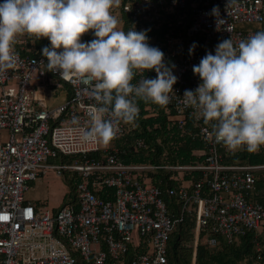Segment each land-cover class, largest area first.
<instances>
[{
  "label": "built area",
  "instance_id": "2783aa9c",
  "mask_svg": "<svg viewBox=\"0 0 264 264\" xmlns=\"http://www.w3.org/2000/svg\"><path fill=\"white\" fill-rule=\"evenodd\" d=\"M122 11L135 26L170 16L161 44L165 63L175 65L178 78L168 104L175 114L169 119L182 130L190 123L196 132L189 134L205 141V151L193 152L197 159L190 165H128L117 148L81 142L71 121L78 117L85 124L95 102L84 92L94 81L61 79L48 71L40 50L27 46L30 37H20L17 45L24 50L15 46V67L0 73V133H5L0 138V264H168L171 235L187 215L195 217L194 255L203 234L205 243L216 247L219 236L232 243L264 226V203L254 199L264 165L226 163L224 153L230 151L182 103L184 91L201 83L192 69L207 52L215 54L224 39L237 42L264 31V0H130ZM91 36L85 34L82 41ZM64 85L68 97L50 106L46 93ZM126 133L121 124L116 139ZM136 145L146 148L143 140ZM100 152V160L89 158ZM162 169L176 173V181L193 172L200 178L164 191L148 177ZM50 170L80 179L73 203L57 210L25 197L30 183ZM103 188L113 190L110 199L96 194Z\"/></svg>",
  "mask_w": 264,
  "mask_h": 264
},
{
  "label": "clouds",
  "instance_id": "9594fccd",
  "mask_svg": "<svg viewBox=\"0 0 264 264\" xmlns=\"http://www.w3.org/2000/svg\"><path fill=\"white\" fill-rule=\"evenodd\" d=\"M120 5L121 0L0 2V73L15 67V46L28 36L49 40L41 50L48 71L66 81H94L84 92L95 102L85 124L78 117L71 121L83 143L107 146L121 124L135 126L140 101L166 107L175 93V65L166 64L163 51L148 43L147 30H123L113 11ZM213 12L219 14L218 7ZM89 32L94 39L82 41ZM151 70L156 78L145 77ZM192 70L201 83L184 91L182 103L210 125L215 142L230 152L264 147V31L237 42L222 40L215 54L207 52Z\"/></svg>",
  "mask_w": 264,
  "mask_h": 264
},
{
  "label": "trees",
  "instance_id": "16d2710c",
  "mask_svg": "<svg viewBox=\"0 0 264 264\" xmlns=\"http://www.w3.org/2000/svg\"><path fill=\"white\" fill-rule=\"evenodd\" d=\"M128 1L130 0H122L121 5ZM186 11L188 13V9ZM124 15V30L127 31L135 25L130 22L132 20L129 16L125 13ZM187 17L190 18V13ZM169 21H171L170 16H164L159 23H141L135 26V29L137 31L147 30L148 43L151 46L158 47L165 53L166 50L161 44L165 40V34L170 30ZM183 31L181 28L177 30L181 34H183ZM32 38L34 37L29 39ZM92 39H94L93 34L86 41ZM40 41L43 44L47 41V44H49L46 38H41ZM150 73V71H145V77L155 78ZM139 79L140 77L137 76L133 82L135 83ZM138 106L139 116L135 126L126 125V136L113 140L114 148L121 152L119 157L124 164L190 165L195 163L197 159V157L193 156V152L205 151V141L197 135L194 138L192 134H189V132H196L190 123H187L184 130H182L171 122L169 118L175 114L171 106L160 107L151 102L145 103L143 101H140ZM55 124L53 123V125ZM139 140L144 141L146 148L137 147L136 144ZM224 155L225 162L228 164L264 165V147L257 152L241 150L230 152L229 154L224 153ZM89 158L100 160L102 152L92 154ZM72 159L71 157L68 158L69 161ZM176 176H178L176 173L174 174L165 169L148 174L152 182L164 191L171 188H179L186 182L192 184L200 178V175L196 172L185 175L184 179L180 181L173 179ZM79 181L80 179L78 178L67 181L69 192L64 196L63 206L73 203L76 183ZM96 194L101 199L107 200L112 197L113 190L103 188L99 189ZM254 199L264 203V171L257 174ZM165 200L168 202L169 198L165 197ZM36 205L44 204L37 203ZM194 229L195 217L189 215L185 217L182 223L176 226L168 245V264H264V226L259 231H250L244 236L236 238L232 243H227L223 237L219 236L217 237L218 244L216 247H210L206 244L204 240L205 234H203L204 237L201 236L196 255H194L193 248L187 247V242L194 243Z\"/></svg>",
  "mask_w": 264,
  "mask_h": 264
},
{
  "label": "rangeland",
  "instance_id": "374dc122",
  "mask_svg": "<svg viewBox=\"0 0 264 264\" xmlns=\"http://www.w3.org/2000/svg\"><path fill=\"white\" fill-rule=\"evenodd\" d=\"M102 145V144H101ZM103 146V145H102ZM72 173H65L59 177L56 172L50 170L30 183L29 191L25 194L26 199L39 200L45 203V208L57 210L63 206L64 196L69 192L67 181L73 179ZM187 247L194 250V243L187 242Z\"/></svg>",
  "mask_w": 264,
  "mask_h": 264
},
{
  "label": "crops",
  "instance_id": "0c3cea01",
  "mask_svg": "<svg viewBox=\"0 0 264 264\" xmlns=\"http://www.w3.org/2000/svg\"><path fill=\"white\" fill-rule=\"evenodd\" d=\"M122 2V0H121ZM122 4V3H121ZM122 5H120L119 8H116L114 9V14L117 15V17L121 20V27L125 28V15L124 13L122 12ZM49 41V40H48ZM45 44H43L40 40H33V39H30L29 42H28V47L29 48H36L37 50H42V48L44 46H49L50 44H47V41L44 42ZM16 47L18 50H24L23 47H21L20 45H17L16 44ZM68 97V88L66 85H64L62 88L56 90L55 92H47L46 95H45V98H46V102L50 105V106H56V105H59L61 104L62 102H64V100ZM5 136V133H0V138H3ZM113 141L108 144L107 146H102L103 149L105 148H113L114 149V145H113ZM27 201L33 203V204H37V203H41V204H45L44 202L42 201H39V200H35V201H32L30 200V198L27 199Z\"/></svg>",
  "mask_w": 264,
  "mask_h": 264
},
{
  "label": "bare ground",
  "instance_id": "6f19581e",
  "mask_svg": "<svg viewBox=\"0 0 264 264\" xmlns=\"http://www.w3.org/2000/svg\"><path fill=\"white\" fill-rule=\"evenodd\" d=\"M166 18V17H165ZM130 22H132V21H130ZM153 24V23H152ZM144 29V28H143ZM151 74V73H150ZM58 90V89H57ZM126 136V135H125ZM122 141V140H121ZM125 142V141H124ZM183 165V164H182ZM173 177V176H172ZM174 181V180H173ZM259 239V238H258Z\"/></svg>",
  "mask_w": 264,
  "mask_h": 264
}]
</instances>
